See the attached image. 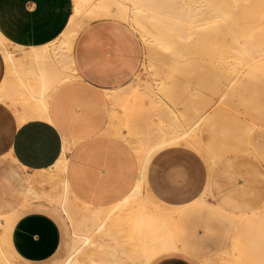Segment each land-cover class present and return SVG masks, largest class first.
Instances as JSON below:
<instances>
[{"label": "bare ground", "instance_id": "1", "mask_svg": "<svg viewBox=\"0 0 264 264\" xmlns=\"http://www.w3.org/2000/svg\"><path fill=\"white\" fill-rule=\"evenodd\" d=\"M99 18L129 24L145 49L136 79L109 95L111 116L104 132L133 152L137 175L132 188L110 204L83 199L66 174L74 141L63 137L61 158L39 174L37 187L29 191L68 225L69 242L59 264H149L177 249V209L161 203L147 184L153 157L174 146L203 160L207 184L200 198H211L230 224L231 246L218 261L200 264H264V175L257 168L264 164V104L252 101L264 77V0H73L67 28L51 43L60 51L54 55H70L79 32ZM0 50L6 62L17 56L1 34ZM193 62L212 65L225 89L217 102L201 103V92L190 86L191 104L184 109L173 98L172 79ZM50 81L38 80V93L45 94ZM67 81L51 82L55 87ZM7 90L0 99L10 101L6 96L12 90ZM27 115L46 117V112L32 108ZM222 161L227 162L225 175L231 169L246 171L239 187L230 179L215 181ZM0 264H16L2 235Z\"/></svg>", "mask_w": 264, "mask_h": 264}, {"label": "crops", "instance_id": "2", "mask_svg": "<svg viewBox=\"0 0 264 264\" xmlns=\"http://www.w3.org/2000/svg\"><path fill=\"white\" fill-rule=\"evenodd\" d=\"M72 13L73 0H0V34L10 51L17 55L6 62L0 50V93L3 90L6 93L9 87L8 93L12 90L6 96L12 103L6 98L0 99V162L16 159L22 170L0 174V235L12 258L8 248L10 236L18 256L33 263L44 262L58 251L62 242L61 226L51 215L34 211L23 215L10 233L14 209L11 201L4 200L3 196L21 198L22 205L36 200L29 191L37 187L39 174L48 171L61 158L63 137L74 141L71 152L103 141L119 144L125 152H132L125 143L104 132L109 129L111 116L109 95L136 79L143 64V43L135 30L122 20L99 18L79 32L70 55L55 56L60 51L54 50L51 43L63 34ZM38 80L71 81L55 87L50 81L42 94L37 90ZM38 107L46 112V117L27 115L32 108L40 110ZM153 159L147 169L148 188L161 203L177 209L173 224L177 249L160 253L151 262L175 253L189 254L198 264L218 261L231 246L230 224L225 212L211 198H200L207 184L205 163L206 179L200 183L195 165L181 160L162 165L161 160ZM68 164L69 157L66 169L69 178ZM160 174L161 186L156 180ZM136 175L117 199L132 188ZM115 200L96 204H110ZM187 212L191 216L190 225L203 219L222 231L216 250L199 253L192 241L194 232L184 235L180 231V218ZM59 216L67 231L68 246L69 228L60 213Z\"/></svg>", "mask_w": 264, "mask_h": 264}, {"label": "rangeland", "instance_id": "3", "mask_svg": "<svg viewBox=\"0 0 264 264\" xmlns=\"http://www.w3.org/2000/svg\"><path fill=\"white\" fill-rule=\"evenodd\" d=\"M143 50L145 52V49ZM198 76L203 78V80L199 79ZM215 78L219 79L216 80ZM219 80L220 74L212 65L208 63H204L203 65V63L198 64L197 62H193L191 65L180 69L175 74L172 79L171 93L173 94V98L175 97L174 99L178 106L181 108L184 107V109H187L191 104L190 100L192 99H190V86L195 88V90L199 93L201 92V99L198 100L204 101L201 103H205L209 100V98L210 101L217 102L221 93L225 89L224 83ZM257 86L261 92L260 94L255 95L252 101L259 100V102L264 104V77L261 79V82H258ZM182 88L183 90H181ZM262 119L264 120V113L262 115ZM133 158L134 156L132 152H125L121 145L106 141L91 143L87 146L75 149L69 155L68 164V176L75 193L94 203H109L110 201L117 199L134 181L136 170ZM232 158L234 157L232 156ZM154 159L155 161L161 160L162 165H167L171 162L180 160L186 161L188 164L191 163L195 165L194 170L200 177V183L206 179V168L204 162L197 153L188 148L174 147L169 151L156 155ZM226 164V161L219 163L215 173V181L217 183H221L224 179H230V182L235 183V186L239 187L240 181H243L245 178L246 171L241 172L240 174L239 172H235L234 169H231L230 174L225 175V171L227 170ZM262 165L264 166V164ZM262 165H257L259 175L261 176L264 175V167H262ZM9 170L22 172L21 165L16 159L13 160L12 158H8L6 162H0V174ZM156 180L158 185L161 186L162 175H158ZM3 199L11 201V208L14 209V212L11 214L10 233H12L15 223L23 215L34 211L44 212L51 215L59 222L62 229V242L58 251L50 259L40 263H33L18 256L12 246L10 236L8 248L12 253L15 263L59 264L66 255L68 236L65 225L56 209L45 201L31 200L27 204L22 205L21 198L4 195ZM190 219L191 216L189 212L181 216L178 224L180 231L184 235H189L194 232L195 236L192 241L197 244L199 253L202 252L203 254H206L216 250L220 246L219 243L221 242V237L219 233L222 231L214 227L213 224H208L203 219L196 220L190 225ZM150 264L198 263L196 259L189 254L185 255L175 253L158 257Z\"/></svg>", "mask_w": 264, "mask_h": 264}]
</instances>
